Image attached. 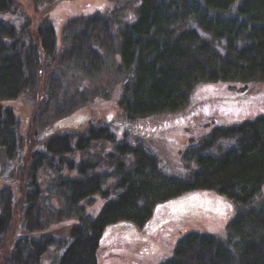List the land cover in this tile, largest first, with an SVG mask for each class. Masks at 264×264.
I'll list each match as a JSON object with an SVG mask.
<instances>
[{
	"label": "trees",
	"instance_id": "16d2710c",
	"mask_svg": "<svg viewBox=\"0 0 264 264\" xmlns=\"http://www.w3.org/2000/svg\"><path fill=\"white\" fill-rule=\"evenodd\" d=\"M17 4L0 0V157L13 160L27 151L10 170L15 189L0 187V264H39L52 244L63 247L57 264H97L106 237L179 215L164 201L206 198L200 192H215L234 205L223 235L186 231L154 264H264V111L214 124L183 152L184 164L175 173L150 143L132 136L140 135L136 129L149 130L150 117L167 126L184 123L210 99L243 113L208 93L217 83L264 84V0H140L135 20L116 33L101 11L67 18L59 46L47 13L32 20ZM109 67L120 84V124L132 125L116 129L119 141L112 127L92 122L80 134L46 132L56 118L99 94L88 82ZM82 79L87 84L77 82ZM198 87L207 88V95L194 101ZM35 93L39 99L22 135L17 114L1 101ZM113 139L114 147L105 151L108 163L86 156L75 162L67 155ZM221 139L230 144L212 150ZM64 166L75 167V174L53 183L58 205L50 208L39 171L61 172ZM110 175L115 180L106 187ZM95 195L102 202L92 215L84 204ZM72 217L60 232L49 229Z\"/></svg>",
	"mask_w": 264,
	"mask_h": 264
},
{
	"label": "rangeland",
	"instance_id": "374dc122",
	"mask_svg": "<svg viewBox=\"0 0 264 264\" xmlns=\"http://www.w3.org/2000/svg\"><path fill=\"white\" fill-rule=\"evenodd\" d=\"M17 3V5L21 6L24 13H28L32 17V20L37 15L43 18L42 15L47 13L55 27L56 40L59 46L61 42V27L67 18L101 11L109 15L112 21V31L116 33L121 25L135 20V8L139 5L140 0H56V2H50L44 6H40V2L34 3L32 0H17ZM35 8H40L41 10L37 11ZM107 63L110 65L109 62ZM113 69V67L107 68L101 77L89 82L84 79L77 80L81 85L88 82V86L99 92V94L94 95V99L84 106L75 108L70 113L56 118L52 124H49L46 132L65 131L70 132L72 135L80 134L92 122L93 124H106L112 127L115 140L119 141V131L116 129L119 127L122 129L124 126L130 127V124H128L129 122L125 125L120 124L122 119L117 105L120 84L115 77ZM213 88L210 91L211 93H208L209 95H214L219 100L223 98L230 104H234L232 107L234 111L239 112L238 107L242 108L243 113L228 112L226 111L227 109H223L218 104V101L213 102L210 99L206 101V106H203V104L200 106L202 109L201 113L193 115L184 123H173L171 124L172 126H167L164 125V121L158 123L161 119L160 117H150L146 120L149 124V130L136 129L140 135L134 133L132 136H135L138 140L150 143L162 161L175 173V169L184 164L182 161L184 160L183 152L191 150L193 147L195 148L197 142L214 124L229 123L236 116L241 119L264 111V84H259L255 81L246 84L217 83L213 85ZM206 91L207 88L198 87L193 93V100L197 101L198 98L207 95L205 94ZM38 99L39 95L35 93L31 96L23 95L15 100L1 101L3 105L11 107L17 114L22 135L27 133L29 119ZM199 103L195 102L193 105ZM241 103L251 104L245 105L247 107H242ZM49 114L51 115V111ZM178 114H183V112ZM81 119L83 121L80 122ZM165 120H167V116ZM127 140L134 141V138L128 137ZM116 141L114 139L112 142L92 141L89 148L82 155L78 150V153L74 155H67L72 157L75 162L86 156L98 158L105 164L110 162L106 158L107 154L105 155V151L112 149ZM229 144L230 141L228 139H221L212 144L211 149L215 150L216 147L223 148ZM152 146H150L151 149H153ZM23 149L22 156L19 155L13 160H5L0 157V187L8 186L11 189H15L16 185L12 181L10 170L22 163L24 154L27 151L26 147ZM103 154L105 157H102ZM66 173L67 175H70V173L75 174V167L71 171H67L65 166L62 167L61 172L55 170L54 172L39 171V180H41V187L44 190L45 203L50 208H55L58 205V199L53 196V183L57 181L59 175L64 176ZM113 180H115V175L107 176L104 179V185L106 187L110 186ZM200 193H202L201 197L204 196L206 198H186L174 203L171 201L169 204L164 201L166 205L171 207L170 210L172 212L179 210L181 212L179 215L170 216L149 228H145L143 225L132 229H119L114 234L106 237L97 251V264H154L160 257L169 253L174 239L186 231L196 230L223 235L224 224L233 215L234 205L217 196L215 192ZM189 194L190 192L183 195L185 197ZM88 201L89 203L84 204L86 210L90 214L95 215L102 200L99 195H95L93 199ZM156 207H154V211ZM71 220H73V217L71 219L63 218L58 222L52 223L49 229L54 233L60 232L61 227L66 225L67 222H71ZM62 251V246L52 244L41 255L39 264H57V259Z\"/></svg>",
	"mask_w": 264,
	"mask_h": 264
}]
</instances>
